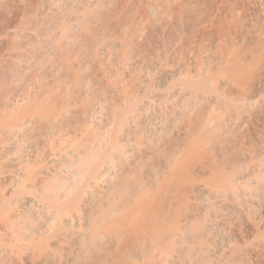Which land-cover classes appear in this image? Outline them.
<instances>
[{"label":"bare ground","instance_id":"bare-ground-1","mask_svg":"<svg viewBox=\"0 0 264 264\" xmlns=\"http://www.w3.org/2000/svg\"><path fill=\"white\" fill-rule=\"evenodd\" d=\"M0 264H264V0H0Z\"/></svg>","mask_w":264,"mask_h":264},{"label":"rangeland","instance_id":"rangeland-1","mask_svg":"<svg viewBox=\"0 0 264 264\" xmlns=\"http://www.w3.org/2000/svg\"><path fill=\"white\" fill-rule=\"evenodd\" d=\"M213 2H214V1H213ZM229 2H230V0H229ZM214 3H215V2H214ZM214 3H213V5H216V3H215V4H214ZM223 6H224V5H223ZM226 6H227V4H226L224 7H226ZM224 7L221 6V7L219 8V11H218V10H217L218 7H217V6H216V7L214 6V10H215V8H217L215 12L218 13L219 16H220L221 14L223 15V16H220V17H223V18L226 17V18H225L226 21L230 22V21L234 20V19L231 17L232 15L229 14L230 12H228V7H229V11H230V6L228 5V7H226V9H225ZM221 9H222V10H221ZM224 10H225V11H224ZM226 11H227L228 14L225 13ZM227 15H228V16L230 15L229 17H231V18H229ZM234 21H235V23H236V20H234ZM231 23H233V21H232Z\"/></svg>","mask_w":264,"mask_h":264}]
</instances>
